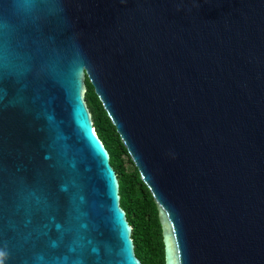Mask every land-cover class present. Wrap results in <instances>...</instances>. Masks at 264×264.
<instances>
[{"label": "water", "instance_id": "1", "mask_svg": "<svg viewBox=\"0 0 264 264\" xmlns=\"http://www.w3.org/2000/svg\"><path fill=\"white\" fill-rule=\"evenodd\" d=\"M87 77L166 264H264V0H0V264H143Z\"/></svg>", "mask_w": 264, "mask_h": 264}, {"label": "trees", "instance_id": "2", "mask_svg": "<svg viewBox=\"0 0 264 264\" xmlns=\"http://www.w3.org/2000/svg\"><path fill=\"white\" fill-rule=\"evenodd\" d=\"M86 84V100L94 125L109 150L111 164L120 181L121 205L133 227L136 255L143 264H166L163 227L154 197L142 180L89 77Z\"/></svg>", "mask_w": 264, "mask_h": 264}]
</instances>
